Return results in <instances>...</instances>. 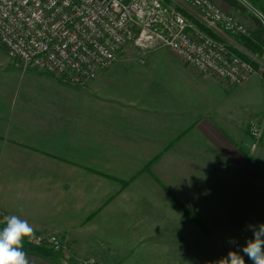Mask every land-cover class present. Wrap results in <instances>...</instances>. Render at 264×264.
Instances as JSON below:
<instances>
[{
  "label": "crops",
  "instance_id": "obj_1",
  "mask_svg": "<svg viewBox=\"0 0 264 264\" xmlns=\"http://www.w3.org/2000/svg\"><path fill=\"white\" fill-rule=\"evenodd\" d=\"M132 62L81 88L31 69L0 74V213L68 248L25 241L29 264H200L217 259L199 250L208 236L245 244L248 226L264 224V161L256 151L259 172L248 161L239 123L198 118L173 88L153 91L152 76L142 89L116 85Z\"/></svg>",
  "mask_w": 264,
  "mask_h": 264
},
{
  "label": "built area",
  "instance_id": "obj_2",
  "mask_svg": "<svg viewBox=\"0 0 264 264\" xmlns=\"http://www.w3.org/2000/svg\"><path fill=\"white\" fill-rule=\"evenodd\" d=\"M0 0V47L24 69L84 86L109 69L126 47L142 55L166 49L189 66L232 84H242L253 67L231 47L204 31L248 35L250 30L213 0ZM194 13L195 18L191 15ZM191 14V15H190ZM252 67V68H251ZM252 135H260L253 130ZM0 219L5 224L4 217ZM29 242L61 248L55 237Z\"/></svg>",
  "mask_w": 264,
  "mask_h": 264
},
{
  "label": "rangeland",
  "instance_id": "obj_3",
  "mask_svg": "<svg viewBox=\"0 0 264 264\" xmlns=\"http://www.w3.org/2000/svg\"><path fill=\"white\" fill-rule=\"evenodd\" d=\"M212 2H214V4L221 10L236 17L237 20L248 30L252 28L251 25L253 24V20L251 17L255 15L249 9L246 8L247 12L243 13L233 8L231 9L221 0H213ZM261 7L262 8L255 7V9L258 11L264 10V6ZM194 21L197 25H201L199 21L195 19ZM216 35L218 34L216 33ZM223 35V39L228 43V45H235H231V51L233 54L240 57L242 60L244 59L243 61L249 63L253 67H251L253 69V74L242 84H232L208 73L199 72L184 61H181L183 59L169 50L165 49L166 51L156 52L148 56V54L142 55V53L133 50V48L128 51L127 48L129 46L126 47L121 53L118 59L119 61L117 60L118 62L116 61L109 69L105 70L100 75L108 72L117 63L123 62L121 66H124V62L126 60L138 59L139 62L127 63L128 65H134L138 69L135 70L134 67V69L130 67L124 68V72L119 75V83H116V85L118 84L120 86L126 87L132 78L134 79L133 82L137 85L136 87L138 89H142L144 88L143 83H147V81H145L146 75L152 76V81H155L154 85L156 87L154 89L152 88L153 91L159 90L160 86H168L173 88V92L176 93L177 98H182L183 102L197 104L199 110L201 111L198 118H201L204 116V114H207L204 117L209 118L219 128L221 127L220 125L224 124L225 120V118H222L219 116V114L221 112H227L233 121L239 123L237 128L240 131V140H244V143L251 145L253 150L251 153L249 152L250 154L248 156V161L251 163L252 167L255 168V165L257 164L255 156L256 151H259V158H261L260 160L263 159L264 161V52L257 55L250 49H247L243 45L237 43L231 36L227 34ZM173 61L176 63L172 64ZM147 66L149 68L146 69ZM16 67L20 68L25 74L33 72L30 69H24L21 63L9 60L3 48L0 47V74L11 75L14 70H18ZM97 79L88 82L86 85L94 83L97 81ZM60 81L65 83L62 80ZM138 82H140V84ZM163 82H166L167 84ZM65 84L69 85L68 83ZM70 86L81 88L85 85ZM108 89L112 88L109 87ZM253 130H255L260 135L259 138H255L252 135ZM262 165L264 167L263 162ZM256 170L258 171V169ZM261 173L264 175L263 172ZM186 213L189 220L195 227L198 228V231L200 233L207 234V229L204 223L193 217L191 213ZM3 226L4 223H2L0 219V228ZM50 238L51 237H46L45 239ZM55 238L59 241L61 246L58 253H67L68 248L62 241L61 237ZM227 240L229 239L208 236L205 241L203 240L200 242V252H210L217 256V259L215 258V260L211 259L209 262L205 260L200 261V264L207 262H211V264H218L219 260L223 258H218L219 255H227L229 250L237 251L241 255H244L242 252V247L246 243L244 244L236 242V244H230ZM244 259L245 264H252V261H250L246 255H244ZM183 263H190V261L183 260Z\"/></svg>",
  "mask_w": 264,
  "mask_h": 264
},
{
  "label": "clouds",
  "instance_id": "obj_4",
  "mask_svg": "<svg viewBox=\"0 0 264 264\" xmlns=\"http://www.w3.org/2000/svg\"><path fill=\"white\" fill-rule=\"evenodd\" d=\"M4 221L0 228V264H29L24 244L34 238L33 226L17 215H7ZM248 228L253 232V238L247 240L242 252L252 264H264V224L259 227L249 225ZM228 243L236 244V241L230 239ZM244 255L229 250L218 264H245Z\"/></svg>",
  "mask_w": 264,
  "mask_h": 264
},
{
  "label": "trees",
  "instance_id": "obj_5",
  "mask_svg": "<svg viewBox=\"0 0 264 264\" xmlns=\"http://www.w3.org/2000/svg\"><path fill=\"white\" fill-rule=\"evenodd\" d=\"M221 1H223L229 7L234 8L237 11L243 13L247 12V9L237 0H221ZM245 1H247L254 8L255 7L262 8L261 2L263 0H245ZM168 3H170L169 0ZM259 11L262 13V15H264V10H259ZM251 18L253 20V25L255 26V30L250 31L248 35H238V34L235 35L228 34V35L231 36L237 43L243 45L244 47L250 49L252 52L258 55L259 53L264 52V25L257 17L252 16ZM198 27L212 38L223 42L222 38H220L218 35L210 31L206 27L202 25H198Z\"/></svg>",
  "mask_w": 264,
  "mask_h": 264
},
{
  "label": "water",
  "instance_id": "obj_6",
  "mask_svg": "<svg viewBox=\"0 0 264 264\" xmlns=\"http://www.w3.org/2000/svg\"><path fill=\"white\" fill-rule=\"evenodd\" d=\"M245 8L249 9L264 25V16L256 10L254 7H252L247 1L245 0H238ZM89 264H97V263H89Z\"/></svg>",
  "mask_w": 264,
  "mask_h": 264
}]
</instances>
